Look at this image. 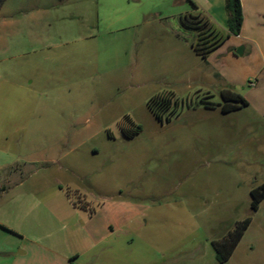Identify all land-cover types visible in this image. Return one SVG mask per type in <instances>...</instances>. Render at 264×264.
<instances>
[{
	"label": "rangeland",
	"instance_id": "obj_1",
	"mask_svg": "<svg viewBox=\"0 0 264 264\" xmlns=\"http://www.w3.org/2000/svg\"><path fill=\"white\" fill-rule=\"evenodd\" d=\"M189 8L175 0H0V75L32 89L15 98L29 118L0 113L2 131L28 122L10 135L16 164L0 185L11 188L8 201H34L31 188L47 184L54 206L67 195L94 212L101 196L125 203L128 220L114 242L130 264H220L213 242L251 218L224 264H264V200L251 208V191L264 183V114L252 106L223 114L217 105L223 90L243 95L256 80L228 86L220 64H207L179 17ZM161 93L179 102L163 121L148 107ZM136 125L142 131L127 138L124 128ZM69 165L75 170H60Z\"/></svg>",
	"mask_w": 264,
	"mask_h": 264
},
{
	"label": "crops",
	"instance_id": "obj_2",
	"mask_svg": "<svg viewBox=\"0 0 264 264\" xmlns=\"http://www.w3.org/2000/svg\"><path fill=\"white\" fill-rule=\"evenodd\" d=\"M56 1L60 5L63 0ZM176 2L190 5L185 13L179 14L180 19L186 14H201L222 35H229L205 61L210 67L214 63L220 64L218 73L228 86H234L238 82L236 78H241L243 83L255 78V83L249 82L252 89L242 96L249 104L247 107L252 106L257 112L264 114V0H241L244 22L239 35L229 33L225 0H191L193 3L189 0H175ZM240 48H243L242 55L238 54ZM45 61L50 64L51 59ZM38 63L35 61L33 64ZM236 65L243 68V74L236 71ZM31 92L32 89L23 83L9 81L7 77L0 75V113L8 111L15 120L23 114L26 119L29 118V108L22 103L23 100L19 103L15 98L25 97ZM26 119L23 123L5 127V131L0 130V174L16 164L15 160L13 162L10 159L15 157L11 153V146L15 144L12 136L28 128ZM57 140L59 143L63 142V138ZM23 160L25 165L37 163L33 159ZM73 169L75 170L70 165L60 167L61 171L69 172ZM76 170L79 172L78 167ZM10 190L6 185H0V264L131 263V258L126 253L116 252L114 242L116 227L128 220L125 203H117L114 197L101 196L105 199L99 203L98 212H94L90 206L76 204L68 195L65 205L54 206L47 201L50 197V187L47 184L31 188L34 201L16 198L8 201L5 198ZM157 263L158 261H153V264Z\"/></svg>",
	"mask_w": 264,
	"mask_h": 264
},
{
	"label": "trees",
	"instance_id": "obj_3",
	"mask_svg": "<svg viewBox=\"0 0 264 264\" xmlns=\"http://www.w3.org/2000/svg\"><path fill=\"white\" fill-rule=\"evenodd\" d=\"M189 1L191 2V0ZM225 5L228 14L229 33L232 35H239L244 22L241 0H225ZM181 20L184 26L195 31L196 41L193 44V48L205 60L229 37V35H222L216 27H214L211 22L201 14H186L182 16ZM221 97L223 102L217 105H219L223 114H229L249 105L247 100L240 93L232 90H223L221 92ZM178 105L179 102L174 99L172 93L157 94L148 102L149 109L159 121H163L168 111L172 108L177 109ZM215 105L216 104L214 103L209 104V106ZM166 119L169 120L170 116H167ZM141 131L142 127L140 125L132 127L130 132H127L124 128L127 138H132ZM251 196V208L253 211H258L261 202L264 200V183L254 188L251 191ZM250 223L251 218L245 219L237 225L236 230L230 234L229 238L224 239L223 241L213 242L216 249V258L220 264L226 263L231 258Z\"/></svg>",
	"mask_w": 264,
	"mask_h": 264
},
{
	"label": "water",
	"instance_id": "obj_4",
	"mask_svg": "<svg viewBox=\"0 0 264 264\" xmlns=\"http://www.w3.org/2000/svg\"><path fill=\"white\" fill-rule=\"evenodd\" d=\"M242 49H243V48H240V49L238 50V54H239V55H242Z\"/></svg>",
	"mask_w": 264,
	"mask_h": 264
}]
</instances>
